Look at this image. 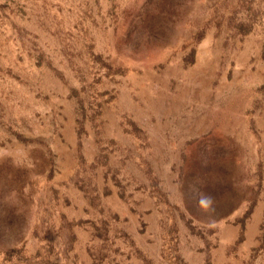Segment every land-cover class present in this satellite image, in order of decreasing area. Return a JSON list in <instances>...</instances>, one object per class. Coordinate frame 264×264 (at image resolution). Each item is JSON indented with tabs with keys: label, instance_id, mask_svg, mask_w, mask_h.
<instances>
[{
	"label": "rangeland",
	"instance_id": "1",
	"mask_svg": "<svg viewBox=\"0 0 264 264\" xmlns=\"http://www.w3.org/2000/svg\"><path fill=\"white\" fill-rule=\"evenodd\" d=\"M0 264H264V0H0Z\"/></svg>",
	"mask_w": 264,
	"mask_h": 264
}]
</instances>
